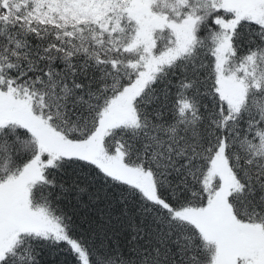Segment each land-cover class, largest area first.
Listing matches in <instances>:
<instances>
[{
    "label": "trees",
    "instance_id": "obj_1",
    "mask_svg": "<svg viewBox=\"0 0 264 264\" xmlns=\"http://www.w3.org/2000/svg\"><path fill=\"white\" fill-rule=\"evenodd\" d=\"M126 2V0H121ZM167 19L194 18L184 50L172 30L152 28L159 63L131 101L132 116L109 127L103 151L150 172L158 197L75 156L50 157L28 183L27 201L53 221L58 235L20 231L0 264H215V245L172 210L205 206L217 187L210 161L220 143L234 180L227 202L234 220L264 232V25H233L222 76L240 82L236 105L217 91L214 49L233 14L211 0H147ZM105 3L107 7L105 8ZM114 0H0V91L26 99L66 140L86 139L111 99L133 80L143 52L128 48L136 21ZM37 153L32 132L0 124V183ZM70 241L77 245L75 250Z\"/></svg>",
    "mask_w": 264,
    "mask_h": 264
},
{
    "label": "rangeland",
    "instance_id": "obj_2",
    "mask_svg": "<svg viewBox=\"0 0 264 264\" xmlns=\"http://www.w3.org/2000/svg\"><path fill=\"white\" fill-rule=\"evenodd\" d=\"M183 2V0H179ZM214 6L230 10V19L216 17L224 30L223 37L214 49L217 91L221 99L236 105L242 94L240 82L222 76V63L229 46V36L235 22L241 17L264 25V0H211ZM127 13L136 21L134 38L126 46L140 45L142 56L131 64H140L137 75L125 84L111 99L106 111L99 119L93 132L83 140H66L47 127L32 114L26 99H15L9 91H0V124L15 122L32 132L37 141V153L20 172L7 181L0 183V256L9 247L20 231H47L58 235L53 221L28 205V183L40 176L41 166L48 164L40 154L45 151L54 156H75L95 163L104 173L136 186L150 200L165 207L168 204L157 196L150 172L125 164L120 151L108 155L102 148L105 131L116 124L127 121L132 116L131 101L150 78L159 63L167 60L171 53L154 55L152 52V28L166 25L173 33L177 47L184 50L192 38L193 17L180 21L167 19L164 15L152 13L147 0H126ZM121 0L114 5L124 6ZM107 7L105 3V8ZM210 168L219 178V186L210 201L203 207H186L172 212L191 222L216 248L215 264H264V232L257 225H246L234 220L227 202V193L234 180L226 166L223 143L213 153ZM59 236V235H58ZM76 250L77 245L70 241Z\"/></svg>",
    "mask_w": 264,
    "mask_h": 264
}]
</instances>
